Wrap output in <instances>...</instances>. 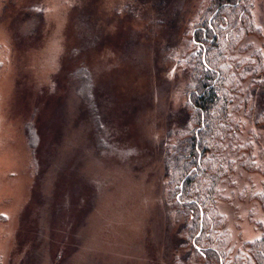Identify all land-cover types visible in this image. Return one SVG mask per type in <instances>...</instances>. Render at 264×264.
I'll use <instances>...</instances> for the list:
<instances>
[{
	"label": "rangeland",
	"instance_id": "obj_1",
	"mask_svg": "<svg viewBox=\"0 0 264 264\" xmlns=\"http://www.w3.org/2000/svg\"><path fill=\"white\" fill-rule=\"evenodd\" d=\"M208 12L205 0H0V264H216L193 248L165 162L191 128L190 36ZM252 17L264 60V0ZM250 133L237 163L259 164Z\"/></svg>",
	"mask_w": 264,
	"mask_h": 264
},
{
	"label": "trees",
	"instance_id": "obj_2",
	"mask_svg": "<svg viewBox=\"0 0 264 264\" xmlns=\"http://www.w3.org/2000/svg\"><path fill=\"white\" fill-rule=\"evenodd\" d=\"M253 3L205 0L208 16L190 36L194 51L186 102L191 128L177 154L165 157L171 171L166 177L178 187L177 206L192 210L182 209L180 215L196 221L192 246L216 264H264V144L256 134L264 107L255 106V88L264 84V60L262 46L252 38ZM251 115L256 117L252 124L247 121ZM245 125L254 139L251 153L256 148L261 153L259 164L249 160L251 155L236 162L234 150L241 145L236 136ZM257 176L261 183L254 188ZM225 207L230 216L220 210ZM241 216L249 223L245 233L237 226ZM251 229L258 235H247Z\"/></svg>",
	"mask_w": 264,
	"mask_h": 264
}]
</instances>
